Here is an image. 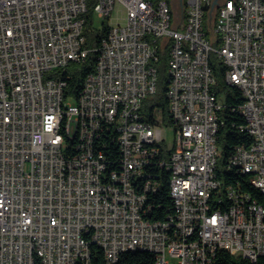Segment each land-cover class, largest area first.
I'll return each mask as SVG.
<instances>
[{
  "label": "built area",
  "instance_id": "obj_1",
  "mask_svg": "<svg viewBox=\"0 0 264 264\" xmlns=\"http://www.w3.org/2000/svg\"><path fill=\"white\" fill-rule=\"evenodd\" d=\"M87 3L0 0V264H91V244L109 263L120 247L147 244L160 264H216L210 249L228 234L248 238V254L238 245L227 252L255 262L264 255V203L235 186L222 190L217 177L224 96L210 55L241 90L238 111L252 138L228 167L264 188V0H95L91 30H107L90 48ZM116 5L124 13L112 24ZM164 49L170 122L158 105L151 119L142 111ZM89 52L95 69L74 98L66 68ZM65 127L80 134L66 136ZM152 167H175L169 228L145 218L160 183Z\"/></svg>",
  "mask_w": 264,
  "mask_h": 264
},
{
  "label": "trees",
  "instance_id": "obj_2",
  "mask_svg": "<svg viewBox=\"0 0 264 264\" xmlns=\"http://www.w3.org/2000/svg\"><path fill=\"white\" fill-rule=\"evenodd\" d=\"M95 0H88L85 17V47L98 45L101 37L105 34L107 27L100 30H91L94 22L93 6ZM105 24V22H104ZM97 53L89 52L86 59L79 63H70L66 68V73L71 74L66 87V94L77 98L83 89L85 76L94 71ZM167 61L168 52L164 49L160 52L158 60L154 62L157 71V91L152 97H148L143 102L142 111L147 112V118H152V107L158 105L162 109V114L166 122H170V115L167 109L165 91L167 89ZM210 64L217 78L216 91L224 96V106L220 112L222 124L218 130L217 143L220 152L216 164V174L222 180L223 185H231L243 191L251 193L252 197L258 202L264 203V194L249 183L250 175L228 167V160L237 146H249L252 142L250 134L245 130V119L239 113L238 107L243 102L241 90L237 86L227 85L224 80V67L218 61L215 54L210 55ZM69 136V135H67ZM115 146V145H114ZM112 146V148L114 147ZM117 154V151H114ZM152 174L159 179L158 190L151 193L148 203L151 210L145 215L149 220H170V215L175 213L173 201L169 196L168 179L170 172L164 167H152ZM135 188H140L135 184ZM219 208H226V201H219ZM91 264H155V254L144 250L127 251L120 254L118 260L113 263L107 262L103 250L97 244L90 245ZM216 264H264V255L258 257L255 262L241 255H233L226 249H219L215 255ZM39 264V263H37Z\"/></svg>",
  "mask_w": 264,
  "mask_h": 264
},
{
  "label": "bare ground",
  "instance_id": "obj_3",
  "mask_svg": "<svg viewBox=\"0 0 264 264\" xmlns=\"http://www.w3.org/2000/svg\"><path fill=\"white\" fill-rule=\"evenodd\" d=\"M171 88V80L168 79L167 89L165 92H170ZM81 93H84V85ZM174 100H181V93H174ZM74 134H80V127H65V135L74 136ZM142 144H154V137L142 136ZM166 169L170 172V175L175 174V167H166ZM140 188H142V182H135ZM258 189L262 194H264V188H259L258 186H254ZM136 189V188H135ZM139 189V188H137ZM222 190L231 191L233 190V186L231 185H223ZM170 220L167 221H159V228H169ZM196 240H203V230H196ZM234 245H238V252L240 254H248V238H242V234H228L226 238H222L220 242H216V245H212L210 249V258H215L216 252L219 249L232 248ZM264 246V239H263ZM133 250H144L149 251L155 254V264H160V261L157 260V253L153 250V247L147 244H134L130 246H122L120 247V254L127 251Z\"/></svg>",
  "mask_w": 264,
  "mask_h": 264
},
{
  "label": "rangeland",
  "instance_id": "obj_4",
  "mask_svg": "<svg viewBox=\"0 0 264 264\" xmlns=\"http://www.w3.org/2000/svg\"><path fill=\"white\" fill-rule=\"evenodd\" d=\"M124 13V8L119 6V5H116L112 14H111V17H110V23L114 24L116 22H120L122 21L120 19V17L122 16V14ZM99 20V24H100V20L101 19H98ZM208 30V29H207ZM209 33V32H208ZM147 113V112H146ZM172 131L171 129H168V132H167V144L170 146L171 143H172Z\"/></svg>",
  "mask_w": 264,
  "mask_h": 264
},
{
  "label": "water",
  "instance_id": "obj_5",
  "mask_svg": "<svg viewBox=\"0 0 264 264\" xmlns=\"http://www.w3.org/2000/svg\"><path fill=\"white\" fill-rule=\"evenodd\" d=\"M217 3V0H214V4Z\"/></svg>",
  "mask_w": 264,
  "mask_h": 264
}]
</instances>
